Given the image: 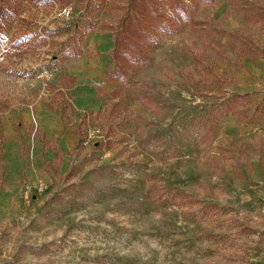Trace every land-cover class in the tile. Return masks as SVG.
<instances>
[{
    "label": "rangeland",
    "instance_id": "1",
    "mask_svg": "<svg viewBox=\"0 0 264 264\" xmlns=\"http://www.w3.org/2000/svg\"><path fill=\"white\" fill-rule=\"evenodd\" d=\"M142 4L0 0V132L17 116L27 169L5 176L0 136V264H264V101L230 70L263 62L264 0L196 1L159 32L148 18L115 70ZM35 105L73 131L70 148L37 117L36 143L22 139Z\"/></svg>",
    "mask_w": 264,
    "mask_h": 264
},
{
    "label": "crops",
    "instance_id": "2",
    "mask_svg": "<svg viewBox=\"0 0 264 264\" xmlns=\"http://www.w3.org/2000/svg\"><path fill=\"white\" fill-rule=\"evenodd\" d=\"M82 54L83 53L79 54V57L75 58L71 63V67L73 68L75 74L83 72L80 71L83 70L82 67H84L85 63ZM262 60L263 62L261 63V65L253 67L255 71L253 70L252 72L247 69L240 70V66L230 63V70L235 71L236 76L242 77L243 81V84L239 86L240 89L236 90H239L240 92L247 95L253 105H259L264 101V57L262 58ZM259 78H262V80H260ZM88 87L89 85H87L86 88ZM76 88L78 89V83L75 86V90ZM93 95L94 94L92 92L84 94L80 97V101L84 103L89 102L92 99ZM259 114H261V118L264 119V113ZM51 116L52 110L43 107V105H35L34 107L26 108V110L23 111L21 115V120L17 122V131L21 135L23 140L29 142L32 141V139L35 140V135L30 139L27 133V128L30 125L32 118L35 119L37 117L39 122L36 124H38L39 129L45 130V132H47L46 138L55 134L56 136H59L61 138V143L63 144V146H65V149L70 148L76 140L73 131H71L70 128L65 124H55V126H53L52 124L48 125L47 120ZM13 120H17V116H12L8 121V125L7 127H5L3 133L0 132V136H3L4 138L5 150L7 153L5 176H7L8 179L16 178V176L19 175L23 170L27 171V169H23V160L21 158L19 159V157L17 156V151L20 147L17 143V140L15 139L16 130L13 124ZM14 139L16 140V142ZM36 140L34 141V143H36Z\"/></svg>",
    "mask_w": 264,
    "mask_h": 264
},
{
    "label": "trees",
    "instance_id": "3",
    "mask_svg": "<svg viewBox=\"0 0 264 264\" xmlns=\"http://www.w3.org/2000/svg\"><path fill=\"white\" fill-rule=\"evenodd\" d=\"M196 1L206 2L208 0H154L155 5H151L149 7L148 5H146V0H140V2L143 3L142 5H140V8L143 6V9L137 11L138 16H130L129 19L124 20L123 38L121 40L117 39L114 44L112 52L113 57L111 58V61L115 60L117 63L115 70L120 68V66L122 65L121 61L123 59L128 58L132 55L130 52L125 50H121L120 52V43L123 42L128 46H134L140 42L141 38L144 35L150 34V27L145 23L146 19L154 17V24L158 32L166 28H172L169 25V22H176L184 25L185 22L189 21L190 9ZM160 6H162L164 9L161 10ZM85 141L86 140L78 139L76 145L80 146L82 143L85 144Z\"/></svg>",
    "mask_w": 264,
    "mask_h": 264
},
{
    "label": "built area",
    "instance_id": "4",
    "mask_svg": "<svg viewBox=\"0 0 264 264\" xmlns=\"http://www.w3.org/2000/svg\"><path fill=\"white\" fill-rule=\"evenodd\" d=\"M70 14H71V9H70V8H67V9H64V10H63V15H64L65 17H69ZM38 188L42 190V188H43V184H40Z\"/></svg>",
    "mask_w": 264,
    "mask_h": 264
}]
</instances>
